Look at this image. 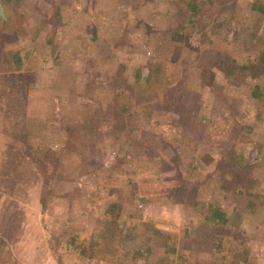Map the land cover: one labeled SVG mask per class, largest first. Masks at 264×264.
I'll list each match as a JSON object with an SVG mask.
<instances>
[{"label": "rangeland", "instance_id": "1", "mask_svg": "<svg viewBox=\"0 0 264 264\" xmlns=\"http://www.w3.org/2000/svg\"><path fill=\"white\" fill-rule=\"evenodd\" d=\"M205 1L0 6V264H264V65L225 74L264 51V0L189 23ZM208 205L232 234L200 232ZM194 235L217 246L177 248Z\"/></svg>", "mask_w": 264, "mask_h": 264}, {"label": "trees", "instance_id": "2", "mask_svg": "<svg viewBox=\"0 0 264 264\" xmlns=\"http://www.w3.org/2000/svg\"><path fill=\"white\" fill-rule=\"evenodd\" d=\"M14 0H0V6L6 10L8 9V6L13 4ZM234 0H215V1H205L203 3H192L191 7H190V14L191 17L193 18V22H189L191 24H196L197 20L200 17H204L203 13L205 10L206 5H211L214 6V4L216 5L215 8H218L220 10H224L227 8V6H230L231 2H233ZM207 8V7H206ZM209 9V8H208ZM207 9V10H208ZM252 10L257 11L259 13H261L262 15H264V3L260 2V1H255L254 4L252 5ZM61 15L60 11L56 12L55 14V18H59ZM0 21H2V17H0ZM187 28H189V26L187 25ZM256 43H258L259 41H262L264 43V40H259L256 39ZM16 63L19 64L20 60L18 58H16ZM259 65H264V51L258 56L257 59L255 58H248L247 61H244L242 63H238L236 60H232L231 65L229 67L226 68V77L230 78L232 76H236L239 78V80H241V77L244 76H250V75H254L259 67ZM148 76L146 78V81H151L154 79V73L157 74L156 70H155V65H148ZM137 74H139V71H137ZM136 74V76H138ZM140 76V75H139ZM138 76V77H139ZM252 96L253 98L257 99L258 101H263L264 102V89L261 88L260 86H254L253 91H252ZM184 127V126H183ZM42 166H46V164L42 163ZM224 165L223 166H216V170H222L224 171L223 175L225 173H229V171L225 168ZM44 169L46 170V167H44ZM223 175L221 177H219V183H220V188L221 190H226L227 191V183L224 181L223 179ZM48 180L44 182L43 184V190L46 191V189L48 188ZM242 193V191H240ZM252 196V195H249ZM190 201V199H186L184 202H188ZM40 202H41V206L42 209L44 210L46 208V201H45V192L42 193L41 198H40ZM258 202V201H257ZM258 203H256V199L255 197L252 198L249 202L248 205L250 208L252 207H256ZM189 205L193 206V205H199V203H190ZM205 210L202 211L201 213L204 214L203 217V223L201 224L200 227V232L203 231H211L212 235L213 234H219V235H224L226 234H232L233 232L229 231V228L227 227L228 225V217H226V214H224V212H222L218 207H212L211 205H208L206 207H203ZM156 236L157 239L155 238L156 236H150L148 237L145 241H141V243H144L147 249L146 252L151 251L153 254H155V246L158 244H161L160 242L158 243L157 240H159V236L162 235L159 232L156 231ZM211 235V234H210ZM209 234H207L208 237H210ZM211 235V237H212ZM190 235H187V237ZM195 237H192L191 239L186 238H182L179 241L178 244V249L180 251H184V252H192V254L197 255L199 253H205V251L207 250L208 252L211 251L213 246H217L216 241L212 238H205V237H200L199 235H194ZM4 243V242H3ZM162 244L165 245V242H163ZM161 244V245H162ZM209 246L208 248H205L204 245ZM164 245H162L164 247ZM206 250H205V249ZM166 252H170V253H174L176 252L175 249L173 248H164ZM194 252H197L194 253ZM154 256V255H153ZM150 258L148 259V264H159L157 260H155V262L150 263V259L152 258V255L149 256ZM195 257V256H194ZM180 258V257H179ZM201 259H195V263L193 264H201L203 261H199ZM164 262H166L165 260H162ZM235 263L233 264H238L236 261H234ZM205 264H207L205 262Z\"/></svg>", "mask_w": 264, "mask_h": 264}, {"label": "water", "instance_id": "3", "mask_svg": "<svg viewBox=\"0 0 264 264\" xmlns=\"http://www.w3.org/2000/svg\"><path fill=\"white\" fill-rule=\"evenodd\" d=\"M0 17L3 18V13H2L1 7H0Z\"/></svg>", "mask_w": 264, "mask_h": 264}]
</instances>
